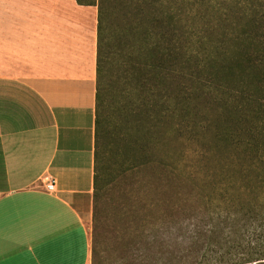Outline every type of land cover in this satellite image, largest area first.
Returning a JSON list of instances; mask_svg holds the SVG:
<instances>
[{
    "label": "trees",
    "instance_id": "16d2710c",
    "mask_svg": "<svg viewBox=\"0 0 264 264\" xmlns=\"http://www.w3.org/2000/svg\"><path fill=\"white\" fill-rule=\"evenodd\" d=\"M76 1L98 8L92 262L106 188L150 166L161 167L169 182L185 179L203 189L212 159L213 191L222 194L218 187L229 183L226 191L233 204L228 214L235 216L239 181L244 180L251 197L257 194L255 179H263L264 173V147L257 143L264 141V124L256 134V122L264 117L255 120L254 114L257 96L264 94V12L257 13L263 22H256L251 19L256 13L248 11V25L241 32H219L216 39L197 34L184 45L177 0ZM182 130L202 145L190 153L198 163L186 169L180 166L183 154L174 161L177 152L171 149L172 137L178 140ZM243 135V153L252 161L246 166L236 163ZM158 154L163 158L158 160ZM248 208L249 214L257 211L252 219L261 224L245 229V244L244 233L241 242L235 229L228 231V264L264 260V208Z\"/></svg>",
    "mask_w": 264,
    "mask_h": 264
},
{
    "label": "crops",
    "instance_id": "0c3cea01",
    "mask_svg": "<svg viewBox=\"0 0 264 264\" xmlns=\"http://www.w3.org/2000/svg\"><path fill=\"white\" fill-rule=\"evenodd\" d=\"M97 51L96 6L0 0V264L93 263Z\"/></svg>",
    "mask_w": 264,
    "mask_h": 264
},
{
    "label": "rangeland",
    "instance_id": "374dc122",
    "mask_svg": "<svg viewBox=\"0 0 264 264\" xmlns=\"http://www.w3.org/2000/svg\"><path fill=\"white\" fill-rule=\"evenodd\" d=\"M174 4L178 14V33L184 45L197 34L216 39L219 32L228 35L234 30L241 32L248 25L245 16L248 11L256 13L251 18L256 22L262 20L257 13L264 12L260 10L264 0H177ZM254 114L255 120L264 117V94L257 96ZM256 123L258 135L264 122ZM179 134L178 140L177 136L172 137L171 149L177 152L174 161L183 154L180 166L186 169L198 163L190 153L202 145L190 140L186 130ZM246 141L244 135L241 136L240 155L236 158V163L244 166L252 162L243 153ZM258 142L260 147H264L262 139ZM212 144L211 136L210 149H213ZM163 148L166 154L167 146ZM160 158H163L162 154H158V160ZM213 167L211 159L209 179L203 183V189L198 183L194 185L185 179L180 182L172 178L169 182L162 168L153 166L114 180L115 183L109 185L104 193L96 240L97 255L93 264H228L229 256L224 255L232 248L225 241L228 231L235 229L241 242L244 233L245 244L249 243L245 229L248 226L256 229L261 224L252 219L257 211L249 214L248 207L252 204L255 210L264 208V190L261 189L264 187V173L263 179H255L257 194L251 197L245 191L244 180L239 181L241 196L235 209L238 212L233 216V211L228 214L233 204L229 202L230 196L226 191L229 183L223 182L218 187L223 188L222 194L216 195L213 191ZM230 215L233 217L228 220ZM91 234L93 239V224ZM251 242L252 245L257 244L255 240ZM251 264H264V260Z\"/></svg>",
    "mask_w": 264,
    "mask_h": 264
},
{
    "label": "built area",
    "instance_id": "2783aa9c",
    "mask_svg": "<svg viewBox=\"0 0 264 264\" xmlns=\"http://www.w3.org/2000/svg\"><path fill=\"white\" fill-rule=\"evenodd\" d=\"M45 190L48 193H55L56 192V180L54 178H45L44 180Z\"/></svg>",
    "mask_w": 264,
    "mask_h": 264
}]
</instances>
